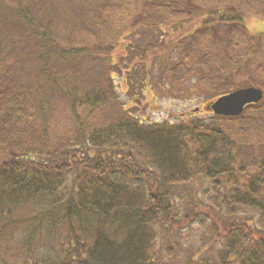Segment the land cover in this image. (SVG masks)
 <instances>
[{"label": "trees", "instance_id": "trees-1", "mask_svg": "<svg viewBox=\"0 0 264 264\" xmlns=\"http://www.w3.org/2000/svg\"><path fill=\"white\" fill-rule=\"evenodd\" d=\"M6 1L13 13L3 34L31 42L35 54L38 46L50 55L54 42L64 43L58 58L63 62L85 53L73 45L75 35L109 54L137 24L160 30L203 15V25L183 41L186 62L175 70L198 74L199 83L217 96L250 87L264 92V33L250 35L244 23L246 17L264 20V0H137L135 24L128 10L105 0ZM48 64L44 67L51 71ZM85 80L82 111L94 116V127L81 128L70 145L83 144L87 151L42 149L47 130L36 134L21 98L10 91L0 96V105L10 103L11 110L1 117L0 129V146L6 149L0 155V264H172L176 245H163L164 259L157 251L156 226L205 205L200 197L208 190L194 191L200 180L212 192V205L202 209L207 216L201 218L213 221L215 235H224L217 260L204 264H229L232 258L237 264H264V101L238 117L215 115L217 127L145 126L121 115L98 126L96 107L113 83L106 91L92 78ZM5 130L30 136L40 147L27 149L10 136L4 144ZM182 189L190 208L181 212L176 191ZM245 209L257 213L249 224L248 219L240 222Z\"/></svg>", "mask_w": 264, "mask_h": 264}, {"label": "rangeland", "instance_id": "rangeland-1", "mask_svg": "<svg viewBox=\"0 0 264 264\" xmlns=\"http://www.w3.org/2000/svg\"><path fill=\"white\" fill-rule=\"evenodd\" d=\"M110 2L119 9L128 10L130 15L126 16H129L130 24L139 20L134 14L140 3L137 0H105L103 3L109 5ZM8 8L13 9L6 0L0 1V35L4 32L5 24L10 22L8 15L13 13ZM67 11L68 17H73L72 9L67 7ZM108 13L115 16L112 12ZM204 21L205 17L199 15L184 23L165 26L160 30L149 23L134 25L136 29L120 37L109 54H103L101 45L92 44L93 40L90 42L82 39L83 42H80L75 35L73 45L79 44L78 51L85 53L64 62L63 59H58L64 43L59 47L54 42L50 55H47V50H41L42 47L38 46V53L35 54L36 50L32 49L31 42L19 38L12 39L3 34L0 36V96L3 92L10 91L12 96L21 98L20 101L27 106L24 111L33 122L36 134L47 130L50 140L46 138L42 141L47 146H42V149L52 148V151L55 148L64 151L73 148L72 153L76 151L75 148L87 151V146L83 144L70 145L79 138L81 128L89 131L94 127V116L89 117L91 114H88L87 110L82 111L84 96L86 97L88 90L81 85L85 84L87 78H92L95 84L101 85L106 91L105 87H108L111 81L113 83V89L103 103H100L103 104L101 107L98 106L95 110L92 103H86L88 110L97 111L95 118L96 122H99L98 126H101V123H111L114 116L117 118L121 115L124 118H133L145 126L193 123L204 127H217L219 122L208 109L217 98V93L203 87L199 83L198 74L183 75L182 71L175 70L176 64L186 62L184 52L187 45L185 46L183 41L202 26ZM244 23L250 35L264 33V20L246 17ZM100 24L102 27L103 23ZM108 25L109 23L105 24L104 28ZM65 30L64 32L69 31ZM86 48L92 54L88 53ZM42 57L48 59H40ZM58 61L62 62L58 64ZM45 63L53 69L48 71L44 67ZM4 100L8 102V98ZM2 102L3 100L0 101ZM76 103L79 105L72 108ZM10 111V103L7 107L0 105V129L3 119L1 117ZM74 114H77L80 120L76 119ZM27 125L26 121L23 126ZM6 130L1 137L4 144L6 137L10 136L15 137L17 145H23L27 149L35 145L36 150L40 147L39 142L32 137L21 136L16 130L6 133ZM4 148L0 146V155L6 152ZM124 157V160H129L130 155L126 153ZM194 189L201 193L208 190L205 192L207 196L200 197L205 205L202 204L198 212L188 214L183 219L162 221L156 226L157 251L160 255L163 254V245H176L172 264H204L210 259L215 262L222 248L224 235L219 232L216 237L217 226L212 225L211 219L206 218L204 222L201 218L202 215L207 216L202 209L212 205L209 185L200 180L194 184ZM176 192L180 196L177 198L176 208L181 212L186 207L189 209L186 189ZM243 211L240 222L248 219L249 224L252 221L250 218L257 215L247 209ZM199 212H202L200 216L197 214ZM220 229L225 232L223 226ZM163 255L165 259V254ZM231 260L229 264H237L233 261L234 258Z\"/></svg>", "mask_w": 264, "mask_h": 264}, {"label": "water", "instance_id": "water-1", "mask_svg": "<svg viewBox=\"0 0 264 264\" xmlns=\"http://www.w3.org/2000/svg\"><path fill=\"white\" fill-rule=\"evenodd\" d=\"M263 98L264 93L261 89L248 88L219 98L212 105V109L216 115L236 117L244 112L247 105L257 104Z\"/></svg>", "mask_w": 264, "mask_h": 264}, {"label": "flooded vegetation", "instance_id": "flooded-vegetation-1", "mask_svg": "<svg viewBox=\"0 0 264 264\" xmlns=\"http://www.w3.org/2000/svg\"><path fill=\"white\" fill-rule=\"evenodd\" d=\"M208 109H210V107H208Z\"/></svg>", "mask_w": 264, "mask_h": 264}]
</instances>
